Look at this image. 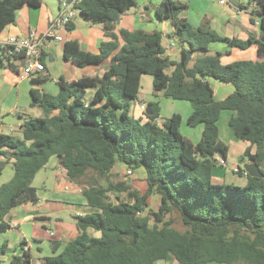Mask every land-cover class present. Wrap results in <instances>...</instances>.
Here are the masks:
<instances>
[{
	"label": "trees",
	"instance_id": "16d2710c",
	"mask_svg": "<svg viewBox=\"0 0 264 264\" xmlns=\"http://www.w3.org/2000/svg\"><path fill=\"white\" fill-rule=\"evenodd\" d=\"M243 1L240 9L255 6L251 14L258 18L257 39L222 37L205 20L194 28L181 16L188 9L183 2L161 0L153 7L159 20L174 27L177 61L165 56L160 32L113 33L137 0L73 1V10L101 26L110 40L100 43L97 54L82 51L77 41H66L63 58L78 67L100 66L108 58L110 62L100 77L60 80L57 95L31 90L30 106L42 116L23 117L20 137L0 133V175L10 162L14 170L0 187V229L7 228L4 218L12 208L38 201L33 179L56 156L94 212L74 216L78 235L59 253L61 243L51 241L52 256L41 264H264V0ZM40 5V0H0V34L15 22L18 10ZM73 27L69 22L65 30ZM118 38L123 41L119 49ZM212 42L241 50L254 44L257 59L223 65L228 51L211 53ZM24 62L23 54L0 50V69L18 72ZM142 75L152 78L156 96L189 103L187 126H203L198 143L181 135L178 114L159 121L157 105L154 114L145 111V121L131 114ZM209 79L231 85L233 92L216 101ZM88 89L95 92L86 102ZM225 110L233 112L228 121L232 136L255 149H247L238 162L255 164L262 174H247L242 187L211 182L218 153L227 159L217 127ZM117 165L132 173L144 170V194L127 181H112ZM153 196L159 201L156 209L148 205ZM6 251L3 245L0 256ZM9 264H33L28 249Z\"/></svg>",
	"mask_w": 264,
	"mask_h": 264
},
{
	"label": "crops",
	"instance_id": "0c3cea01",
	"mask_svg": "<svg viewBox=\"0 0 264 264\" xmlns=\"http://www.w3.org/2000/svg\"><path fill=\"white\" fill-rule=\"evenodd\" d=\"M40 1V7L34 8L24 6L23 8L18 10L16 12L15 22L13 24L7 25L1 32L0 41H4L10 36L25 37L31 31H34L37 35H44L49 30L51 23L58 18L62 0ZM73 1L75 0H72V2ZM176 1L186 3L183 0ZM228 1L229 6L221 4V11L219 12L218 16H213L211 17V19L205 17L204 20L207 23H210L208 24L211 31L215 32L216 34L222 37L230 39L238 38L240 40L245 41L249 38V36H252L257 39L260 36L258 18L251 14L252 11L255 9V6L253 4H249L246 6V9H240L239 7L241 6L245 7L246 1ZM160 2L161 0H141V2L137 0V5L134 8H131L130 10L126 11L121 15L119 21L115 25L113 33L118 36L120 30H143L145 32H160L162 34V45L165 48V56H168L170 59H172V55L178 54L179 56L180 48L179 46L169 42L167 39V35H174V27L172 26V24L167 20H159L154 12L153 7L160 4ZM142 9H144L146 13L141 12ZM183 12L181 13L182 17H184ZM252 20H254V22H251ZM70 22H72L74 27L71 31H66L65 29L61 30L62 42L56 43L52 39H48L45 42L43 54L41 56V62L45 65V69L43 72L34 73L28 78H21V69L24 66L25 62L19 65L18 72L11 71L7 68L0 69V103H3L6 100L9 106L8 113H10L13 118H16H14V120L10 121L9 123L1 119L0 133L5 134L3 132L4 128L8 129L9 132L13 133L14 135H18L20 137V126L23 117L42 116L40 110L36 108H31L30 106L31 90H38L54 96L57 95L60 90V80L70 83L73 81H77L83 77H100L104 73V69L108 66L110 58H108L100 66L88 65L85 67H78L72 61L65 60L63 58L62 49L63 44L66 41H77L82 51L97 54L99 53L100 43L103 41L110 40L106 36L101 26L93 25L90 22L86 21L82 16L78 14L77 11H75V16ZM144 23H148V25L145 26ZM214 23H219V28L222 29L221 31L223 34H219L216 32V26L212 25ZM199 25L200 23L198 24V26ZM217 43L223 45L222 47H220V51H228V54L224 55L221 58V63L223 65L240 60L254 61L257 59V47L254 44H250L245 50H242L243 52H246L248 54L247 56H241L242 58L232 62H223L224 57H229L230 55L236 52L235 49L239 48H228L227 45L224 43L212 42L209 45V51L211 53H213L214 46ZM122 45L123 41L118 38V49ZM143 76L147 75L141 76L140 84ZM208 82L213 90L214 98L216 101L223 100L233 92V87L229 84H221L212 79H209ZM94 92L95 89H88L86 91L84 97L86 102H89L92 99ZM217 93L220 94L219 98H217ZM138 102L139 100H137L136 103ZM142 105L143 104L138 103V107H133L134 109L131 110V114L135 117H143L147 107L143 105L145 107V110L142 112L140 110V106ZM189 112L191 113V110H189ZM190 113L186 114V120ZM178 115L181 117L182 124L184 118L181 114ZM232 115L233 112L229 115L227 124ZM142 120L145 121V118L143 117ZM195 128H199L197 130L198 134L196 136V142H193L189 137L184 136L193 144L199 142L202 135L203 126L199 125ZM224 144L227 147V156L233 157L235 159V163H233V166L229 170L225 167L227 165V159L223 163H221L219 162L218 157H216L215 159L217 161V164L212 170L211 182L213 184H223L227 180L230 182L235 181L238 177L239 181L241 182H239V186L242 187L246 184V176L244 175V173L237 174V171L239 169H242L244 165L238 162V158L247 149H251L252 153H254L255 149L251 147L250 143L236 140L234 137L233 139L229 138V142ZM119 168L126 167H124L123 165H117L113 169V173L114 171H119ZM262 168H264V166H262ZM7 169H11V173L7 175L8 179L5 182L0 183V187L10 181L13 177V164L10 162L3 169L0 175V179L6 173ZM45 170H49L48 173L45 174ZM42 171H44V175L41 179L52 182L57 181L58 175L61 174V178L63 175L64 180L60 181L59 184L55 183L54 189L60 192L68 191L71 193V195L67 198L65 196L64 198L54 196L52 198L44 199L39 196V191L38 189H36L38 196L37 202H29L12 208L4 218V222L7 225V228L5 230L0 229V248L3 245L7 246L6 253L0 256V264H9L11 258L15 255L21 256L23 254L24 249H28V252L32 257L33 264H41L43 259L52 256L51 241L55 240L61 243L62 246L57 252L59 253L61 252L65 243L74 239L78 235L73 220L74 216L85 215L94 212L92 209L86 206V201L81 195L80 188L74 184H71L68 181L65 171L61 167H59L58 159L56 156H53L49 159L47 164L36 174L33 179V182ZM134 173L140 174L142 176L144 184H146V175L143 169H137L133 171V174ZM42 185L45 186V182H43ZM66 211L71 213L72 221H65L64 219L55 216L59 212ZM154 264L177 263L156 261Z\"/></svg>",
	"mask_w": 264,
	"mask_h": 264
},
{
	"label": "rangeland",
	"instance_id": "374dc122",
	"mask_svg": "<svg viewBox=\"0 0 264 264\" xmlns=\"http://www.w3.org/2000/svg\"><path fill=\"white\" fill-rule=\"evenodd\" d=\"M139 1L141 2V0ZM183 1L186 2L188 5V9L183 12V16L189 20L190 24L194 26V28H197L199 23L204 22L205 17L208 19H211V17L213 16H218L219 12L221 11V6H222L221 4H219V0H183ZM224 5L229 6V1L226 0V4ZM141 12L146 13L144 9H142ZM214 24L212 25L216 26L217 28V30L215 29L216 32L219 34H223L221 31L222 29L219 28V23H216L215 25ZM144 25L146 26L148 25V23H144ZM167 37H168L167 39L169 42H171L174 45L179 46V41L174 35L169 34L167 35ZM222 46H223L222 44L217 43L214 46L213 53L223 52V51H220L221 50L220 47ZM235 51L236 52L230 55L229 57H224L223 62H229V61L232 62L235 60H239L240 58H242L241 56L248 55L246 52H243L242 50H239V49H235ZM171 58L177 61L179 59V56L178 54H175V55H172ZM219 96L220 94L217 93V98H219ZM138 100H139L138 103L143 104L145 107H148V105H152V106L157 105L160 109L159 121H164L165 119L170 118L174 114H181L184 118V121L182 122L181 128H180L181 135L189 137L193 142L197 141L196 136L198 134L197 130L199 128H190L186 124L185 116L186 114L190 113L189 110H191L189 104L187 102L167 100L163 98L161 95L156 96L153 92L152 79L150 76H143L141 84H140ZM8 107H9L8 102L6 100L3 103H0V120L2 119L7 123L14 120L15 118V117L13 118V116L10 113H8ZM134 108L136 107L134 106ZM231 113L232 112L230 111L222 112L220 120L218 122L219 138L224 143H228L229 138L233 139V136L227 124L228 117ZM3 132L8 135L19 137L18 135H14L13 133L9 132L8 129L3 128ZM234 160L235 159L233 157L227 156V165L225 167L230 170L231 167L233 166V163H235ZM48 171L49 170H45V174L48 173ZM9 173H11V169H7L6 173L0 179V183L5 182L8 179L7 175ZM43 173L44 171H42L36 177L34 182H32V186L35 189H38L39 191L38 193L41 198H44V199L52 198L54 196H58L61 198H64L65 196L67 198L71 195V193L68 191L60 192L54 189L55 183L59 184L60 181L64 180L63 175H62V178H61V174L58 175L57 181L52 182V181L42 180L41 178L44 175ZM111 176L113 177L112 181H122V180L127 181L130 184V186L141 195L144 194L146 191V184H144L142 176L137 173L133 174L132 172H128L127 168H119V171L117 172L114 171V173H112ZM43 182H45V186L42 185ZM239 182H240L239 178L237 177L235 181L230 182L227 180L223 184L239 186V184L241 183ZM158 204H159V201L157 197L153 196L152 198L148 199V205L150 208L156 209ZM55 216L58 218L60 217L64 219L65 221H72L71 213L68 211L59 212ZM207 264H218V263L213 262V263H207Z\"/></svg>",
	"mask_w": 264,
	"mask_h": 264
},
{
	"label": "built area",
	"instance_id": "2783aa9c",
	"mask_svg": "<svg viewBox=\"0 0 264 264\" xmlns=\"http://www.w3.org/2000/svg\"><path fill=\"white\" fill-rule=\"evenodd\" d=\"M219 2L220 4H226V0H220ZM74 16L75 11L71 4H68L66 0H62L58 18L51 23L49 30L44 35H37L34 31H31L25 37L10 36L4 41H0V49L7 48L15 54L21 53L24 55L25 64L21 69V78H28L34 73L44 71L45 65L41 62V56L45 42L48 39H52L56 43L62 42L61 30L65 29V26ZM137 105L135 103L133 107H138ZM133 107L131 110L134 109ZM140 110L143 112L145 107L140 106ZM219 162L223 163L224 160L219 159ZM244 175L247 176L245 171Z\"/></svg>",
	"mask_w": 264,
	"mask_h": 264
},
{
	"label": "water",
	"instance_id": "95a60500",
	"mask_svg": "<svg viewBox=\"0 0 264 264\" xmlns=\"http://www.w3.org/2000/svg\"><path fill=\"white\" fill-rule=\"evenodd\" d=\"M68 4H72V0H66ZM64 46V44H63ZM190 57V55H189ZM156 111V108L155 106H150V107H147L146 109V112L148 114H154ZM162 127V126H161ZM218 159H223L224 158V155L222 153H218L217 155ZM214 164L216 165L217 164V161H213ZM242 169L248 174V176L250 177H255V178H262V174L259 170V168L255 165V164H252V163H246L243 165Z\"/></svg>",
	"mask_w": 264,
	"mask_h": 264
}]
</instances>
